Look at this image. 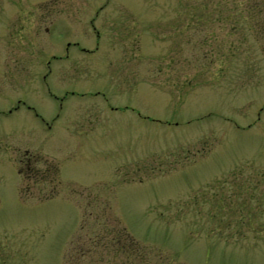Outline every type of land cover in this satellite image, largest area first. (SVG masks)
<instances>
[{"label": "rangeland", "instance_id": "1", "mask_svg": "<svg viewBox=\"0 0 264 264\" xmlns=\"http://www.w3.org/2000/svg\"><path fill=\"white\" fill-rule=\"evenodd\" d=\"M262 108L264 0H0V264H264Z\"/></svg>", "mask_w": 264, "mask_h": 264}, {"label": "flooded vegetation", "instance_id": "2", "mask_svg": "<svg viewBox=\"0 0 264 264\" xmlns=\"http://www.w3.org/2000/svg\"><path fill=\"white\" fill-rule=\"evenodd\" d=\"M262 110H264V108H262ZM242 182H240V184H241V186H243L244 188L246 187V185L247 184H249V183H247V178H242ZM253 185V184H252ZM255 185H256V188H254V186H253V190H255L256 192H259V194L261 195V196H263L264 195V193H263V191H264V176H260V177H257L256 178V180H255ZM234 186H236L234 183L231 185L230 184V186L228 187V193H229V195H231V193H232V188L234 187ZM240 189V188H239ZM264 197V196H263Z\"/></svg>", "mask_w": 264, "mask_h": 264}]
</instances>
